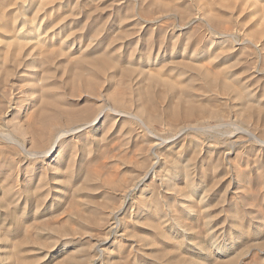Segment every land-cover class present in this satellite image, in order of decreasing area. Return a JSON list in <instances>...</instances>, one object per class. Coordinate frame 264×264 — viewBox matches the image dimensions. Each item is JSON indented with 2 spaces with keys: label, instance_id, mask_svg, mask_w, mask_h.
<instances>
[{
  "label": "rangeland",
  "instance_id": "374dc122",
  "mask_svg": "<svg viewBox=\"0 0 264 264\" xmlns=\"http://www.w3.org/2000/svg\"><path fill=\"white\" fill-rule=\"evenodd\" d=\"M51 1L35 0L24 10L28 16L35 11L45 13L38 32L43 36L47 30L45 51L55 52H48L47 60L45 52L33 60L25 54L27 47L18 56L20 65L13 64L8 74L1 69L10 68L9 62L17 59L0 54V65L8 58L0 66V117L7 122L0 124V264H264V164L260 162L264 150L235 132L246 123L230 117L237 104L223 95L208 103L196 97L207 103L204 113L192 121L191 117L172 120L168 97L176 88L153 85L150 94L158 110L148 129L130 113L115 116L107 110L95 124L63 136L51 156L37 152L51 143L56 132L49 143L35 149L36 155L25 151L30 146L28 130L41 128V117L47 113H59L54 128L64 121L65 130L77 128L92 120L101 107H112L108 91L120 92L123 87L124 96L132 98L126 107L132 106L122 108L133 109L145 94L140 87L150 83L143 74L147 67L154 72L162 68V77L174 83L191 81L190 86L201 88L207 81L204 68L226 69L248 92H254V98L261 97L264 105V0H217L231 2L238 9L232 13L220 9L216 21L204 17L208 16L205 0H163L165 4L154 0ZM14 3L0 0V11L1 5L6 6V21L21 26ZM2 28L0 49L8 46L7 37L12 34ZM32 60L35 63L30 67ZM34 85L37 92L32 96ZM203 91L207 92H197ZM73 109L84 118L67 121L64 111ZM14 124L25 132L20 133ZM187 124L186 132L176 136ZM26 125L29 128H23ZM131 127L134 136L128 143L126 131ZM151 133L175 138L158 148L163 154L155 177L141 182L147 165L155 161L147 147ZM231 140V146L224 145ZM194 153L199 155L195 161L191 160ZM175 161L194 162L190 171H184L174 167ZM165 178L174 180L166 182ZM114 208L122 209V222L115 234H106L94 219L107 217ZM158 214H165L162 221ZM152 222L158 223L159 232L153 230Z\"/></svg>",
  "mask_w": 264,
  "mask_h": 264
},
{
  "label": "bare ground",
  "instance_id": "6f19581e",
  "mask_svg": "<svg viewBox=\"0 0 264 264\" xmlns=\"http://www.w3.org/2000/svg\"><path fill=\"white\" fill-rule=\"evenodd\" d=\"M11 1V0H10ZM35 2V0H20L19 2H16V0H15V3H17V8L18 9H16V10H19V12H20V14L18 15V17H17V15H15L14 17H17L18 19H19V22H20V24H21V26H19V25H15V22L14 23H8L7 21H6V19H5V17H8L9 16V14H8V12L6 11V10H4V9H7L6 8V6L4 7L3 5H1V11H0V27H3L4 29H5V31L6 32H12V34H9L8 35V37L7 38H10V40H9V43L8 44H5V45H8V46H5V47H3V48H1L0 49V54H2L4 57H8V56H12L13 58H14V60L15 59H17L16 61H14V62H9V63H11L10 65H11V67L10 68H4V69H1V70H4L3 72L5 73H7L8 74V72H10V71H12V68H14L15 66L14 65H20V60L18 61V56H19V54L21 53V51L24 49L25 50V48H30L29 50H28V52L26 51L25 52V54H29V55H31V57H33L32 59L34 60V59H36L35 57H37V54H39L40 55V53L42 54V53H44V56L43 57H45L46 59H44V60H47V58L50 56L49 55V53H53V49H51V51L52 52H49L50 50H48V52L47 51H45L46 50V46L48 45H46L45 46V44H44V41L46 40L45 38H46V33H47V30L46 31H44V35L43 36H41V33L42 32H38L39 31V29H41L40 27L42 26V24H43V22H44V19H46L45 18V16L44 15H42V14H45V13H43L42 11H41V13L39 12H37V11H35V13H34V15L33 16H28L29 14H27L25 11L26 10H24L27 6H29L30 4H31V2ZM46 1H51V0H41V2H46ZM154 1H157L158 3H163V4H165L166 2L165 1H163V0H154ZM201 1V0H200ZM14 2V1H13ZM36 2H37V0H36ZM52 2V1H51ZM176 2V1H175ZM204 2V0L202 1V3ZM14 3V4H15ZM205 6L207 7V10H208V16H204V14H203V16L206 18V17H208L209 19H213V21L215 20V19H218L219 20V17L218 16H220L219 14H218V12H219V10L220 9H222V10H226V11H228V12H233V11H235L236 9H238L237 8V6L235 5V4H233V3H223V2H221V1H217V0H205ZM167 4H168V2H167ZM7 5V4H6ZM16 5V4H15ZM14 5V6H15ZM8 6V5H7ZM13 6V5H12ZM40 6V5H39ZM39 6H37V7H39ZM10 6H8V8H9ZM245 7V6H244ZM50 8V7H49ZM22 9V10H21ZM27 9V8H26ZM55 9H56V7H55ZM15 10V11H16ZM21 10V11H20ZM52 10V9H51ZM54 10V9H53ZM182 10V9H181ZM238 11V10H237ZM51 12V11H50ZM9 13H10V11H9ZM14 13V12H13ZM90 13V12H89ZM184 13V12H183ZM188 13V12H187ZM33 14V13H32ZM191 14V13H190ZM182 15V14H181ZM223 15V14H222ZM46 16H47V14H46ZM13 17V16H12ZM227 17V16H226ZM11 18V17H10ZM10 18H8V19H10ZM222 18V17H221ZM220 18V19H221ZM16 19V18H15ZM17 19V20H18ZM127 19V18H126ZM207 19V18H206ZM16 20V21H17ZM229 20V19H228ZM125 21V20H124ZM210 21V20H209ZM216 21V20H215ZM251 21V20H250ZM262 21V20H261ZM226 22V21H225ZM231 22V21H230ZM261 23V22H260ZM28 24V25H27ZM106 25V24H105ZM219 25V24H218ZM105 27V26H104ZM136 27V26H135ZM231 27V26H230ZM233 27V26H232ZM3 28H2V30H3ZM262 28V27H261ZM260 30V29H259ZM262 30V29H261ZM1 31V30H0ZM22 31V33L20 34V32ZM103 32V31H102ZM3 33V32H2ZM7 33V34H8ZM250 33V32H249ZM48 34V33H47ZM6 37V36H5ZM2 38V37H1ZM4 38V37H3ZM3 38L1 39V40H3ZM7 38H5V39H7ZM50 40V39H49ZM113 42V41H112ZM10 45H13V47H14V50H12V51H10L9 49V46ZM161 45V44H160ZM164 46V45H163ZM11 47V46H10ZM13 47H11V48H13ZM48 47V46H47ZM211 47V46H210ZM51 48V47H50ZM23 50V51H24ZM222 50V52H223V49H221ZM226 50V49H225ZM227 50H228V48H227ZM230 50V49H229ZM48 54H47V53ZM55 52V51H54ZM69 52V51H68ZM23 53V52H22ZM64 53H65V51H64ZM82 53V52H81ZM158 53H159V50L156 52V54H155V60H157L156 58H157V56H158ZM43 55V54H42ZM73 55V54H72ZM22 56V55H21ZM41 56V55H40ZM53 56V55H52ZM99 56V55H98ZM109 56V55H108ZM190 56V55H189ZM39 57V56H38ZM102 57H104V59H107L108 57H107V55H105V53H104V55H102ZM111 57V56H110ZM73 58V57H72ZM77 58V57H76ZM88 58V57H87ZM91 58V57H90ZM99 58V57H98ZM12 59V58H11ZM20 59V58H19ZM25 59V58H24ZM38 59V58H37ZM39 59H41V58H39ZM95 59H97V58H95ZM94 59V60H95ZM181 59V58H180ZM184 59V58H183ZM192 59V58H191ZM218 59V58H217ZM33 60H32V64H30L31 66L30 67H33V64L35 63V62H33ZM74 60V59H73ZM154 60V61H155ZM213 60V59H212ZM4 61V60H3ZM2 61V65H5L6 64V62H8V58H7V61H5V62H3ZM12 61V60H11ZM112 61V60H111ZM174 61V60H173ZM185 61V60H184ZM183 61V62H184ZM187 61H188V58H187ZM156 62V61H155ZM175 62V61H174ZM179 62H182V60H179ZM190 62V61H189ZM211 62V61H210ZM84 63H86V62H84ZM108 63V62H107ZM162 63H163V61H162ZM169 63V62H168ZM185 63V62H184ZM14 64V65H13ZM77 64V63H76ZM81 64V63H80ZM166 64V63H165ZM174 64V63H173ZM179 64V63H178ZM182 64V63H181ZM181 64H179V65H181ZM187 64V63H186ZM200 64V63H199ZM2 65H0L1 67H2ZM14 67H13V66ZM45 65H46V63H45ZM50 65H52L51 63H50ZM79 64H77L76 66H78ZM114 65H116V64H114ZM163 65V64H162ZM70 66V65H69ZM82 66V65H81ZM84 66V65H83ZM133 66V65H132ZM131 66V67H132ZM161 66V65H160ZM166 66V65H165ZM164 66V67H165ZM186 66V65H185ZM6 67V66H5ZM103 67V66H102ZM102 67H101V69H102ZM135 67V66H134ZM139 67V66H138ZM183 67H184V65H183ZM187 67V66H186ZM204 67V66H203ZM202 67V68H203ZM18 68V67H17ZM36 68V67H35ZM77 68V67H76ZM188 69H189V67H187ZM96 69V68H95ZM100 69V68H99ZM0 70V71H1ZM33 70V69H32ZM42 70V69H41ZM72 70V69H71ZM159 70V69H158ZM161 70H162V68H161ZM161 70H159V71H161ZM204 70V73L203 74H205V76H206V83L204 84V85H202V88L200 87V86H194V85H189V83L191 82H189V81H187V82H182V84H180V81L178 82V83H174L173 81H171V80H169V79H165V78H163L162 77V75H161V72H159V71H156V72H154V71H151V69H149L148 67H147V69H146V71L143 73V74H145V75H147V78L149 79V85H147V86H145L144 85V87H140L141 89H139L140 91H142V93H143V91H145V94L147 95V96H145V94H144V97H139L138 99H137V103H134L133 101V103L135 104V106H133L134 108L133 109H130L129 111H124L123 110V108L122 107H126V105L128 104V102H130V100H132V98L131 99H129V97L128 98H126L125 96H124V94L121 92L122 90H124V85H122V87H123V89H121V93L120 92H117V90L116 91H113V90H110V91H108L109 92V97L108 96H106V97H108V98H110V100H111V103H112V107H109V105H108V107H101L100 109H99V111H97L98 113H97V115L91 120V119H89L90 121L89 122H85L84 124H81L80 126H78L77 128L76 127H74V128H69V129H67V130H65V124H66V122L64 121V123L65 124H62L58 129H56V128H54L56 125H55V122H56V120L57 119H60L58 116H56V115H58V114H56V115H50V116H46L47 114H45L44 113V111L42 110V113H44L45 114V116H43V117H45V118H43V117H41V119H42V122H41V128H39V129H32V130H28L29 131V134H27V135H29V138H28V141H29V144H30V146L29 147H24L25 148V151L28 153V155H30V156H34V155H36V152L37 151H35V149H37V148H39V146L41 147L42 145H45V144H47V143H49V142H46L49 138H50V136H51V134L53 133H55L56 132V134L54 135V138H53V140L51 141V143H49L48 145H45L44 146V148H43V150H41L40 152H37V153H40V154H42L41 156H51L52 154H54L55 152H56V145H57V143L59 142V140L63 137V136H65L66 134H69L70 132L71 133H75V132H78V131H80V130H82V129H84L85 127H88L89 125H92V124H95L96 123V121H98V120H101V118L105 115V113H106V111L107 110H109L108 112H110V110H111V112L115 115V116H124L125 114H123L124 112L125 113H130V115H133V116H136L140 121H141V123L142 124H144L145 126H146V128L148 129V127L150 126L149 124L150 123H152L154 120H155V112H156V110H158L157 109V107H156V105H155V103L153 102V100H155L154 98H153V94L151 95L150 94V92H153V91H151V89L150 88H153L154 86L153 85H156V87H157V85L158 84H163V86L164 87H166V89H169L170 87H175L176 89V91H174L173 89V94L172 95H170L168 98H169V100H170V102H169V104H168V108L167 109H169V111H170V116H169V118L170 119H172V120H176V119H178V118H185V117H191L190 119H191V121H192V117H194V118H196V117H198L201 113H204V111H203V105H206L207 103H208V101H213V100H217L218 99V97H222V95L223 96H225V97H227L230 101L231 100H233V102H235L237 105L235 106V105H233L234 106V110H237V111H235V113H232V115H230V117L232 116V119L234 118V119H236V118H241L242 119V121L244 122V123H246L245 124V128H242L241 130H239V131H235V132H237V133H241V135L243 134L250 142H251V140H253V141H255V142H258L259 144H260V149L261 150H264V127H262V125L264 126V118H263V113H264V105L260 102V98L259 99H257V98H254V92H248L249 90H247V88L246 87H243V86H241L238 82H237V80L235 79V78H233V77H231L229 74H227V72H226V69L225 70H221V69H217V71H214V70H210L209 68H204L203 69ZM81 71H83V70H81ZM89 71V70H88ZM93 71V70H92ZM106 71V70H105ZM128 71V70H127ZM5 73V74H6ZM45 73V72H44ZM62 73V72H61ZM75 73V72H74ZM90 73H91V71H90ZM102 73V72H101ZM142 73V72H141ZM200 73V72H199ZM202 73V72H201ZM3 74V73H2ZM43 74V73H42ZM44 75V74H43ZM48 75V74H47ZM186 75V74H185ZM41 76V75H40ZM89 75H87V77H88ZM94 76V75H93ZM163 76H164V74H163ZM75 77V76H74ZM86 77V76H85ZM118 77H120V76H118ZM126 77V76H125ZM166 77V76H165ZM43 78V77H42ZM45 78V77H44ZM43 78V79H44ZM175 78V77H174ZM71 79H73V78H71ZM96 79V78H95ZM108 79V78H107ZM120 79V78H119ZM141 79V78H140ZM145 79V78H144ZM147 79V80H148ZM93 80V79H92ZM147 80H146V82H147ZM173 80V79H172ZM74 81V80H73ZM91 81V80H90ZM123 81H124V79H123ZM95 82V81H94ZM38 83V82H37ZM93 83V82H92ZM128 83V82H127ZM122 84V83H121ZM124 84H126L125 83V81H124ZM146 84V83H145ZM45 85V84H44ZM103 85V84H102ZM101 85V86H102ZM140 85V84H139ZM93 86V85H92ZM104 86V85H103ZM131 86V85H130ZM162 86V85H161ZM43 87V86H42ZM127 87V86H126ZM204 87V88H203ZM16 88V87H15ZM19 88V87H18ZM45 88V87H44ZM44 88H42L43 90H44ZM91 88V87H90ZM155 88V87H154ZM84 89V88H83ZM126 89V88H125ZM127 89H129L128 87H127ZM160 89V88H159ZM163 89V88H162ZM93 90V89H92ZM95 90V89H94ZM172 90H171V92H172ZM202 90H206L207 92H205V91H203L202 93H200V92H197V91H202ZM212 90H220V92H208V91H212ZM18 91V90H17ZM16 91V92H17ZM20 91L21 90H19V93H20ZM256 91V90H255ZM36 92H37V88H36V86L34 85V87H33V90L31 91V95L32 96H34V94H36ZM128 92V91H127ZM132 92V91H131ZM146 92H148L150 95H151V97L152 98H149V96H148V93H146ZM19 93H17V94H19ZM43 93V92H42ZM46 93V92H45ZM83 93V92H82ZM95 93V92H94ZM97 93V92H96ZM126 93V92H125ZM130 93V92H129ZM164 93V92H163ZM6 94V93H5ZM13 94V93H12ZM16 94V95H17ZM92 94H93V92H92ZM104 94V93H103ZM108 94V93H107ZM134 94H135V92H134ZM168 94V93H167ZM171 94V93H170ZM20 95V94H19ZM42 95H44V93L42 94ZM47 95V94H46ZM46 95H44V96H46ZM94 95V94H93ZM96 95V94H95ZM128 95H130V94H128ZM158 95V94H157ZM160 95V94H159ZM140 96V95H139ZM142 96V95H141ZM262 96H263V94H262ZM6 97V96H5ZM94 97V96H93ZM133 97V96H132ZM165 97H167V96H165ZM170 97H171V99H170ZM196 97H201L202 99L204 98V100H206V102L207 103H204V102H201L202 100H199L198 98H196ZM6 98H8V95H7V97ZM23 98V100H24V98L25 97H22ZM41 98H42V96H41ZM200 98V99H201ZM2 99V98H1ZM21 99V98H20ZM30 99V98H29ZM48 99V98H47ZM97 99V98H96ZM106 99V98H105ZM136 99V98H135ZM19 100V99H18ZM22 100V101H23ZM26 100V99H25ZM36 100V99H35ZM51 100H52V98H51ZM11 101V100H10ZM226 101V100H225ZM17 102V101H16ZM20 102V101H19ZM41 102V101H40ZM39 102V103H40ZM56 102V101H55ZM131 102V103H132ZM232 102V103H233ZM264 102V101H263ZM21 103V102H20ZM19 103V104H20ZM84 103V102H83ZM94 103V102H93ZM96 103V102H95ZM217 103V102H216ZM215 103V104H216ZM54 104V103H53ZM130 104V103H129ZM210 104V103H209ZM211 104H212V102H211ZM225 104V103H224ZM223 104V105H224ZM40 105H41V103H40ZM44 105V104H43ZM49 105V104H48ZM100 104H97V107L99 108L100 106H99ZM219 105V104H218ZM0 106H1V104H0ZM22 106V105H21ZM42 106V105H41ZM90 106V104L88 105V107ZM91 106H92V104H91ZM132 106V104L129 106H127L126 108H129V107H131ZM4 107V106H3ZM8 106H6L5 108H7ZM19 107V106H18ZM46 107V106H45ZM49 107V106H48ZM74 107H76V106H74ZM84 107H86V106H84ZM83 107V108H84ZM93 107V106H92ZM167 107V106H166ZM13 108V107H12ZM16 108V107H15ZM2 109V108H1ZM8 109V108H7ZM21 109H22V107H21ZM69 109V108H68ZM90 109H92L91 107H90ZM230 109V108H229ZM4 110V109H3ZM2 110V111H3ZM6 110V109H5ZM9 110V109H8ZM74 111H75V109H73ZM73 110H70V111H64V114H65V112H67V115H66V118H67V121H72V120H74L75 118H78V117H81L82 116V114L80 115V113L78 112V111H73ZM79 110V109H78ZM93 110H94V108H93ZM134 110H135V112H134ZM1 111V113H3ZM61 111V110H60ZM80 111V110H79ZM82 111V110H81ZM229 111V110H228ZM228 111H226V112H228ZM5 112V111H4ZM37 112V111H36ZM51 112V111H50ZM123 112V113H122ZM232 112V111H231ZM41 113V112H40ZM90 113V112H89ZM135 113V114H134ZM14 114V113H13ZM37 114V113H36ZM54 114V113H53ZM63 114V113H62ZM88 114V113H87ZM92 114V113H91ZM40 115H42V114H40ZM49 115V114H48ZM84 115H85V113H84ZM214 115V114H213ZM228 115H229V113H228ZM128 116V115H127ZM83 117V116H82ZM157 117V116H156ZM161 117V116H160ZM84 118V117H83ZM82 118V119H83ZM87 118H89V117H87ZM129 118V117H128ZM13 119H14V117H13ZM16 119V118H15ZM14 119V120H15ZM134 119V118H133ZM81 120V119H80ZM84 120V119H83ZM88 120V119H87ZM117 119L115 118V120H114V122L116 121ZM137 120V119H136ZM180 120V119H179ZM11 121H13V120H11ZM10 121V122H11ZM190 121V120H189ZM190 121V122H191ZM1 122H6V121H4V118L3 117H0V124L1 125H3V123H1ZM15 122H16V120H15ZM180 122V121H179ZM7 123V122H6ZM13 123H14V121H13ZM30 123V122H29ZM126 123H128L127 121H126ZM163 123V122H162ZM162 123H161V125H162ZM165 123V122H164ZM46 124H47V127H46ZM68 124V123H67ZM122 124V123H121ZM166 124V123H165ZM183 124V123H182ZM201 124V123H200ZM16 127H15V126ZM13 126L15 127V128H17V124H14ZM29 125V124H28ZM26 125V127H23V128H29V126H31V125ZM143 125V126H144ZM19 126V125H18ZM25 126V125H24ZM57 126H58V120H57ZM122 126V125H121ZM125 126V125H124ZM165 126V125H164ZM261 126V127H260ZM2 127V126H1ZM46 127V128H45ZM73 127V126H72ZM113 127V126H112ZM129 127V126H128ZM19 128V129H18ZM17 129L18 130H20V133H21V131H22V133L23 132H25V130L26 129H24V130H22L21 128L22 127H18ZM33 128V127H32ZM37 128V127H36ZM125 128V127H124ZM143 128H145V127H143ZM192 128V127H191ZM198 128V127H197ZM235 128H236V125H235ZM108 129V128H107ZM142 129V128H141ZM175 129H178V127L176 126V128ZM188 129V124H187V126H183L182 128H180V129H178L177 130V132H176V136L178 135V136H181L182 134H184L185 132H186V130ZM193 129V128H192ZM238 129V128H237ZM236 129V130H237ZM17 130V131H18ZM129 130V129H128ZM144 130V129H143ZM199 130H201V128H199ZM1 131V130H0ZM11 131H12V128H11ZM14 131V130H13ZM27 131V132H28ZM141 131V130H140ZM26 132V133H27ZM150 132V131H149ZM234 132V131H233ZM234 132V133H235ZM125 133V132H124ZM123 133V134H124ZM136 134H138V133H136ZM147 134V133H146ZM229 134H231V133H229ZM3 135V134H2ZM22 135H24V134H22ZM126 135L128 136V143H129V139L130 138H132L133 136H134V130H133V127H131L130 128V130L127 132L126 131ZM232 135V134H231ZM231 135L229 136V138L231 137ZM237 135V134H236ZM124 136V135H123ZM147 136V135H146ZM149 136V139H148V150L149 151H151L152 152V155L154 154L155 155V157H154V159H155V161L153 160L151 163H150V165H147V168L144 170V173L141 175V178H140V181L141 182H144V180L147 178V177H149L150 175H152V178L153 177H155V175H156V170H155V168H156V165H157V162H158V160H159V158H160V155L161 154H163V153H161V150L160 151H157L158 150V148H160L162 145L164 146V145H166L167 143H169V142H171V140H172V138L174 137V136H172L171 138H159V137H157V136H155V135H153V133H151V135H148ZM159 136V135H158ZM171 136V135H170ZM186 136V135H185ZM24 137V136H23ZM126 137V136H125ZM12 138V137H11ZM25 138V137H24ZM124 138V137H123ZM127 138V137H126ZM175 138V137H174ZM173 138V139H174ZM9 139V141L11 140L10 138H8ZM27 139V138H26ZM232 139V138H231ZM237 139V138H236ZM245 140V139H244ZM8 141V142H9ZM48 141H50V140H48ZM233 141L234 140H231V141H229V143H226V142H224V145L226 146V145H229V146H231L232 145V143H233ZM14 142H15V140H14ZM16 143H18V142H16ZM147 143V142H146ZM204 143V142H203ZM144 144V143H143ZM183 144V143H182ZM181 144V145H182ZM206 144V143H205ZM115 145V144H114ZM119 145V144H118ZM138 146V145H137ZM143 147V146H142ZM181 147V146H180ZM252 147V146H251ZM3 148V147H2ZM22 149H23V146L21 147ZM121 148V147H120ZM141 148V147H140ZM108 149V148H107ZM143 149V148H142ZM259 149V148H258ZM2 150V149H1ZM179 150H180V148H179ZM3 151V150H2ZM1 151V152H2ZM119 151V150H118ZM194 151V150H193ZM4 152V151H3ZM8 152V151H7ZM6 152V153H7ZM10 152V151H9ZM110 152V151H109ZM223 153V156L225 155L226 156V154L227 153H225L224 151H222ZM228 153H230V152H228ZM26 154V153H25ZM105 154V153H104ZM114 154V153H113ZM197 154V153H196ZM195 153H194V155H192L191 156V160H194L195 161V159H197L195 156H199V155H196ZM3 155V154H2ZM106 155H107V153H106ZM143 155V154H142ZM38 156V155H37ZM37 156H35V157H37ZM145 157V156H144ZM34 158V157H33ZM104 158V157H103ZM6 159V158H5ZM71 159V158H70ZM8 161V160H7ZM179 161V160H178ZM176 162L175 161V163H174V167L175 166H177V168H178V170H188V171H190L189 169L193 166V162H188V163H186V164H182V162ZM199 161V160H198ZM23 162V161H22ZM197 162V161H196ZM195 162V163H196ZM201 162V161H200ZM260 162H262L263 164H264V159H263V157H262V159H261V161ZM21 163V162H20ZM103 163V162H102ZM54 165V164H53ZM52 165V166H53ZM195 165V164H194ZM197 165V164H196ZM116 166V165H115ZM263 167V166H262ZM17 168V167H16ZM55 168V167H54ZM204 168V167H203ZM106 169V168H105ZM206 169V168H205ZM196 170V169H195ZM199 170V169H198ZM183 171V172H184ZM138 172V171H137ZM194 173H195V171H193ZM198 172V171H197ZM201 172H202V170H201ZM188 173V172H187ZM186 173V176H189V174H187ZM261 176V175H260ZM107 177V176H106ZM161 177V176H160ZM112 178V177H111ZM122 178V177H121ZM152 180V179H151ZM174 179H172V178H165V181L166 182H171V181H173ZM126 181V180H125ZM160 181H161V179L159 180V183H160ZM164 181V180H163ZM164 181V182H165ZM189 181V180H188ZM107 182V181H106ZM111 182V181H110ZM163 182V183H164ZM127 183V182H126ZM168 184V183H167ZM264 184V183H263ZM130 185H131V183H130ZM157 185V184H156ZM173 186H174V188H175V185H176V183L174 182L173 184H172ZM137 187H139V185H136ZM178 186V185H177ZM131 187H132V185H131ZM130 187V188H131ZM133 188H134V184H133ZM95 189V188H94ZM263 189V188H262ZM130 190V189H129ZM124 191H125V189H124ZM132 191V190H131ZM177 191V190H176ZM128 193V192H127ZM126 195V194H125ZM123 196V195H122ZM191 196V195H190ZM201 196V195H200ZM118 197V196H117ZM189 197V196H188ZM112 198V197H111ZM121 198H123V197H121ZM119 200V199H118ZM121 200H123V199H121ZM115 202H117V201H115ZM115 204H117V203H115ZM183 205H185V204H183ZM121 206V205H120ZM182 206V205H181ZM118 207V206H117ZM116 207V208H117ZM122 208V207H121ZM121 208H118L116 211H113V212H111L110 214H108L107 215V217H106V215H105V217H103L102 215L100 216V215H98V217H95V219H94V221H95V223H99V225L102 227V231L104 232V233H109V232H112L113 234H115L116 233V230L119 228V226L121 225V218L119 217V214H120V212H121ZM174 209V208H173ZM186 209H187V211L189 212V213H193L192 212V210L190 209V206H186ZM92 211V210H91ZM98 211V210H97ZM109 211V210H108ZM112 211V210H111ZM96 213H98V212H96ZM103 213V212H102ZM82 214V213H81ZM158 218H159V221H162V219H161V217L163 216V217H165V214H158ZM152 219V218H151ZM99 220H102L101 221V223L99 222ZM155 221H158V220H156V219H154ZM153 220V221H154ZM84 221H86V220H84ZM92 221H93V219H92ZM97 221V222H96ZM154 221V222H155ZM154 222H152L151 224H152V228H154L153 230L155 231V230H157L158 232H159V230H160V227H158L157 225H158V223L156 222V223H154ZM163 223V222H162ZM149 224V223H148ZM95 225H97V224H95ZM99 226V227H100ZM80 229V228H79ZM82 230V229H81ZM179 230V229H178ZM80 231V230H79ZM124 231V230H123ZM162 231V230H161ZM164 231V230H163ZM163 231H162V234H165L164 236H166L167 237V235H166V232H164L163 233ZM83 232V231H82ZM96 232H98V231H96ZM101 233V232H100ZM100 233H99V235H100ZM106 233V234H107ZM157 233V232H156ZM96 234V233H95ZM161 234V233H160ZM103 236V235H102ZM166 237H164V238H166ZM168 238V237H167ZM100 240H98L96 243H98ZM264 241V240H263ZM261 242V241H260ZM264 243V242H263ZM100 244H101V242H100ZM99 244V245H100ZM103 244V243H102ZM259 244H262V243H259ZM98 245V244H97ZM260 247V246H259ZM262 247V246H261ZM260 247V248H261ZM264 248V247H263ZM217 250L219 251V249L217 248ZM262 250V249H261ZM101 251V250H100ZM198 261V260H197ZM217 261V260H216ZM167 263V262H166ZM184 263V262H183ZM194 263V262H193ZM219 263V262H218Z\"/></svg>",
  "mask_w": 264,
  "mask_h": 264
}]
</instances>
